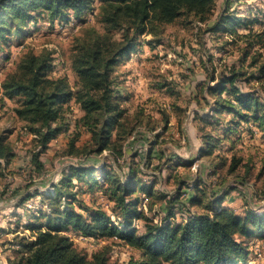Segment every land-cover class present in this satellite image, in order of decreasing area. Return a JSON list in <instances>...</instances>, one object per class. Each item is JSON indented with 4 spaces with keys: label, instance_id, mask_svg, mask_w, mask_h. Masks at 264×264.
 Masks as SVG:
<instances>
[{
    "label": "trees",
    "instance_id": "1",
    "mask_svg": "<svg viewBox=\"0 0 264 264\" xmlns=\"http://www.w3.org/2000/svg\"><path fill=\"white\" fill-rule=\"evenodd\" d=\"M95 1L0 0L2 43H6L13 34L22 35L26 26L41 15H46L49 23L58 21L67 24L70 23L71 16L75 19L82 18L85 10L93 8V3L98 8L99 21L104 30L97 32L92 29L87 36L77 39L72 47L71 70L76 76L75 90L66 77L47 76L53 68L51 50H43L39 54L28 50L0 84L2 100L15 102L12 109L15 116L24 123L27 132L35 135V140L40 145V149L32 155L37 172H41L43 168L39 156L63 129L66 103L73 100L79 105L82 111L79 122L91 134L89 143L83 150L74 153H81L82 160L77 166H68L67 172H62L57 182L60 188L65 189V193L55 185L53 193L43 195L52 208L53 217L48 218V222L40 227L36 224L26 227L37 232L33 239L23 243L25 254L13 264H116L109 261L105 252H95L90 259L78 252L68 236L62 233L67 229L88 237L117 239L137 250L139 258L130 259L126 264H246L245 241L254 236H264V212L259 214L248 210L241 216L222 206L230 188L214 193L206 202L207 186L202 173L216 175L218 165L212 162L210 165L199 164L200 173L197 178L193 183L186 184V189L191 194L187 202L197 206L200 213L190 214L181 223L174 222V211L181 203L180 197L187 194V190L183 191L185 184L179 178L174 196L157 190L162 200L167 197L169 199L163 221L154 222L139 209L140 200L135 193L140 190L147 196L157 194L154 192L155 181L162 178V169H159L160 174L155 177L154 184L152 181L150 183L153 185L148 184L138 177L142 173L137 168L138 154L133 153L126 158L125 146L129 145V139H136V134L142 127V119L137 115L130 116L125 109L120 108L114 91L113 75L117 66L138 49L143 34L154 35L156 29L173 23L181 16L192 15L199 22H206L216 7L215 0ZM243 24L241 18L224 11L210 31L234 33L235 27ZM258 70L264 74V63L259 64ZM237 73L239 72L232 71L228 75L220 74L216 84L206 88V94L213 102L210 104L204 97L205 106L211 114L198 117L202 124L199 131L203 133L200 157L212 156L217 143L215 141L222 140L221 134L216 132L214 136L213 130L207 132L206 124L220 122L223 114L231 116L221 126L223 138L236 132L242 123L249 122L256 124L264 133V102L235 84L240 75ZM163 119L167 124L168 118ZM163 129L162 133H154L153 136L145 137V141L141 140L148 146L144 165H149L156 158V151L160 155L157 158L164 157L163 149L159 148L162 143L160 137H163L166 128ZM147 130L154 132L155 127ZM105 151L111 155L116 168L106 164L99 169L95 168V160L90 157L101 155ZM68 153L73 155L72 150ZM14 155L6 136H0V159L8 164ZM120 160L126 165L125 172L121 170ZM164 161L169 170L183 165L177 156ZM240 163V159L232 157L227 166V174L235 173ZM220 166L224 167L225 164L221 163ZM97 169L106 185L103 187L108 199L114 202L119 223H111L107 213L101 209L94 210L89 218H85L72 207L75 198L68 190L73 185V180L77 184L87 183L89 189H92L99 184V178L95 175ZM168 176L173 177L171 173ZM233 189L235 188H231ZM18 192L19 190H15L13 194H19ZM30 197L29 192L20 194L17 206ZM136 220L143 222L140 233L134 224ZM43 226L45 230L42 229Z\"/></svg>",
    "mask_w": 264,
    "mask_h": 264
},
{
    "label": "rangeland",
    "instance_id": "2",
    "mask_svg": "<svg viewBox=\"0 0 264 264\" xmlns=\"http://www.w3.org/2000/svg\"><path fill=\"white\" fill-rule=\"evenodd\" d=\"M95 3L92 9L83 12L82 18L71 16L67 24L58 21L49 23L47 16L41 15L26 26L22 35L13 34L6 43L0 42V84L28 50L35 54L51 50L53 68L47 76L66 77L75 90L76 76L71 70L72 47L77 39L84 38L92 29L104 31ZM215 4L206 22H199L192 15L181 16L173 23L156 29L154 35L143 34L138 49L117 66L113 75L120 108L130 116L137 115L142 119L137 140L129 139V145L125 146L126 158L133 153L138 154L137 168L142 172L138 177L148 184L156 180L159 169H162V178L155 181L154 192L157 194L147 196L140 190L135 193L140 200L139 209L154 222L164 220L169 200L168 197L162 200L157 190L174 196L179 178L185 184L183 191L186 192V184L193 183L200 173L198 165H210L211 162L219 169L216 175L202 173L207 186L206 202L214 193L230 188L222 206L241 216L248 210L259 214L264 212V133L256 124L242 123L236 132L223 138L221 126L231 118L223 114L220 122L206 124V131L213 130L214 136L216 132L221 134L222 140L215 141L212 156L199 155L203 133L199 131L202 124L198 117L211 114L203 98L212 104L206 88L215 85L220 74L239 72L235 84L264 102V74L258 70L259 64L264 63V0H215ZM224 11L241 18L244 24L235 27L234 33L210 31ZM14 106L13 100H2L0 91V136H6L15 154L8 164L0 159V194L4 196H0V204L7 205L4 211H0V264H13L25 254L23 243L33 239L37 232L27 229L29 224L40 227L53 217L52 208L43 195L53 193L55 185L65 193L57 182L62 172H67L68 166H77L82 160L81 153H74L82 151L91 138L90 132L79 122L82 116L79 105L69 101L64 106L63 129L39 156L43 168L37 172L32 155L40 149V145L35 135L27 132L24 123L17 119L12 110ZM164 116L168 118L167 124L164 123ZM152 127H155L154 132L147 130ZM163 128L166 129L160 137L162 143L159 148L163 149L164 157L157 158L160 155L156 151V158L149 165H144L148 146L141 140L145 141V137L154 133H162ZM71 150L73 155L68 153ZM172 156H177L183 164L175 170H169L164 161ZM232 157L241 160L240 167L235 173L227 174ZM90 158L95 160V168L99 169L103 164L117 167L108 151ZM221 163L225 166L221 167ZM120 164L122 172H125L126 165L121 160ZM98 169L95 175L99 184L92 189L87 183L77 184L73 180L68 190L75 198L72 207L85 218H89L94 210L101 209L107 213L111 223H119L114 202L106 195V185ZM170 173L173 177L168 176ZM15 190H19V194H13ZM28 192L31 197L17 206L18 196ZM189 192L187 190V194L180 197L181 203L174 211L175 223L183 222L190 214L200 213L197 206L188 204ZM61 206L64 207L63 204ZM134 224L138 233L142 232L143 222L136 220ZM42 229L46 228L43 226ZM62 233L88 259L95 252H105L109 261L116 264H126L130 259L139 258L137 250L117 239L88 237L72 229ZM245 242L246 264H264V236H254Z\"/></svg>",
    "mask_w": 264,
    "mask_h": 264
},
{
    "label": "crops",
    "instance_id": "3",
    "mask_svg": "<svg viewBox=\"0 0 264 264\" xmlns=\"http://www.w3.org/2000/svg\"><path fill=\"white\" fill-rule=\"evenodd\" d=\"M77 107V106H76ZM73 108H74V105H73ZM80 112V111H79ZM82 114V112H81ZM6 206L7 205H4V204H0V211H4L6 209Z\"/></svg>",
    "mask_w": 264,
    "mask_h": 264
},
{
    "label": "bare ground",
    "instance_id": "4",
    "mask_svg": "<svg viewBox=\"0 0 264 264\" xmlns=\"http://www.w3.org/2000/svg\"><path fill=\"white\" fill-rule=\"evenodd\" d=\"M258 257H260V253L258 254Z\"/></svg>",
    "mask_w": 264,
    "mask_h": 264
}]
</instances>
